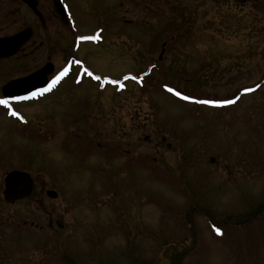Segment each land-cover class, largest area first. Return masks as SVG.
<instances>
[{
  "label": "rangeland",
  "instance_id": "374dc122",
  "mask_svg": "<svg viewBox=\"0 0 264 264\" xmlns=\"http://www.w3.org/2000/svg\"><path fill=\"white\" fill-rule=\"evenodd\" d=\"M67 2L77 34L105 30L103 44L78 52L104 80L66 81L62 93L21 106L34 123L25 134L0 111V264H264V0ZM10 5L7 32L24 24L35 34L0 62V93L49 60L60 67L72 45L52 0H40L45 26ZM207 99L234 103H199ZM48 122L55 140L31 142ZM87 148L103 150L102 168ZM13 169L63 186L53 207L67 213L23 220L39 212L4 201Z\"/></svg>",
  "mask_w": 264,
  "mask_h": 264
},
{
  "label": "flooded vegetation",
  "instance_id": "af4514ba",
  "mask_svg": "<svg viewBox=\"0 0 264 264\" xmlns=\"http://www.w3.org/2000/svg\"><path fill=\"white\" fill-rule=\"evenodd\" d=\"M227 1H229L231 3H234L236 5L245 4V2H237V1H234V0H227ZM52 2H53V6L57 9V11H55V12H58L57 16L58 15L60 16V17L58 16L59 20L64 22V28H65V31L67 33V37L66 38L68 39V41L70 39V35H72V45L70 47L69 52H67V55H66L64 63L60 67L56 68V66L53 65L51 62H49L50 61L49 60L44 66L39 67L38 69L33 70V71L29 72L26 75L20 76L18 78H12L11 80L6 82L2 86L1 93H0V98H8L9 96H11V94L17 95V96L27 97L26 99H23V100H10V105H0V111H4L5 113H8L9 116H11L14 120H16L20 124L18 126L14 125L12 127L11 130H12L13 134H18V133H21V132H22V134H25L26 133V129H28V127H30V125H34V123H32V121H31V119L26 115L24 110H22L21 106H26V107L30 108L31 106H36L37 103H39L41 101H44L49 96H52L54 94L62 93V91H60L59 93H58V91H59L60 87L63 85V83L66 82V81H70L71 82V86L72 85L76 86V85H79V84L82 85L83 82L88 81V80L90 82H92V83H98L101 80H104V78H102L103 76H101L98 73H95L88 66V64H87V62L85 60L86 57L81 58V57L78 56L79 50L82 47H84L85 44H92V45L98 46V45L103 44L105 42V37H101V35H103V32L105 31L104 28L99 26L97 29H94V31L91 32L90 34H88V33H79V34H77L76 31L80 30L79 29L80 27H78V25H77L76 18H74V14L72 12V9L68 6L67 0H61L63 11L57 8L55 0H52ZM8 5L17 6V8L15 10V13L16 14L20 13L19 16L22 18V20H23V16H21V12H22L23 8H26L33 15L35 20L38 23H40L42 26H45L46 23L48 22V20L50 19V17L48 15H46L44 12H42V10L40 8V0H38V4H37V9H38V12L40 13V15H36L35 13H33L31 9H29L24 3L20 2V1H16V0H0V38H8V37L14 36V35L22 32L26 28H30L32 30V37L31 38H33V36L35 34V29H34L33 26H25L24 24H21L20 27L17 30H15L14 32H12V33H8L7 32V28H8V18H7ZM80 37H96V39H84V40H81ZM30 39L19 49V51L16 54H14L12 56H9V57H2V58H0V62L12 59L15 56H17L19 53L24 52L23 50H25V45L30 41ZM163 45H165V44H163ZM161 52L162 53L164 52V47L162 48ZM162 53L159 56V60L162 59ZM77 61H79L80 63L79 64L76 63ZM49 63H51L53 65V72L48 75V81H50L55 75H57L60 71H62V69L64 67H68L69 68L68 74H66L64 77H62L61 80L50 91H48L46 93H43L41 95H38L36 97H29L28 93L33 91V90H35V88L39 87V86H36V87H28V88L26 87V89H21L22 91H19L17 93L15 92V94L12 93V92H7V94H5V92L3 90V87L7 83H9L11 81H14V80H17V79H20V78L27 77V76L31 75L32 73L42 69L43 67H45ZM156 65H157L156 63H154V65H149L147 73L151 74L152 70L154 69L153 67H156ZM85 69H87V72L84 71ZM88 73H91V75H89ZM97 76H99L101 79L97 80L96 79ZM136 79H138V77L135 74L134 75L129 74V75H126V77H125L126 81H131V80L135 81ZM112 81L109 80L108 84L109 85H115L116 83H112ZM102 82H105V81H102ZM98 87H99L98 91L99 90H103V89L100 88V86H98ZM125 90L126 89H116L115 90V94H120L121 92H123ZM238 91L244 92V86L240 87ZM238 91H236V92H238ZM13 111L17 112L19 115H12ZM21 117H22V119H21ZM45 127H47V130H45L44 132H41V130H40L41 126L38 127L37 132H35V138L33 137L34 139H32L31 142L38 141V140L39 141L43 140L44 142H50L51 140H55L56 134H57L56 133L57 132V128L54 127L53 125H51L50 122L45 124ZM30 128L32 129L33 127H30ZM31 129H30V131H31ZM7 133H8V131H7ZM32 135H34V133ZM32 135L29 136V137H32ZM67 135H70V132H67L66 136ZM73 135H74V138L76 140L82 139V136H83V139H84L83 133L82 134L80 133V135H81L80 136L78 133L74 132ZM66 136L64 137V139L66 138ZM13 137H15V136H13ZM92 142H94V141H92ZM95 143H99V142L95 141ZM112 149L114 150L113 147H112ZM86 152L88 153L89 156H92L93 158H95L94 161H95V163L98 164L97 167H100L101 166L100 159L102 157L103 150H102V152H97V151H92V149H90V148H87ZM110 154L111 153H109L108 155H110ZM136 156H137L136 154L129 155V158L127 159V164L130 163V162L132 163L133 161H136ZM114 159H116V158H114ZM101 168H102V166H101ZM96 169H100V168H96ZM13 170H11V171H13ZM16 170L23 171L25 173H28L31 176L32 183H33L32 184L31 193L27 197L19 199V200H16L15 202L6 201L4 199L3 191L5 190V187H6V176L11 172V171H9V172L6 173V175H5L4 179H3L2 196H3L4 201L7 204H9V205L20 204L21 202L33 203L34 204V206L38 209L37 211L39 213L38 214L36 213V216H34L31 219L24 218L23 220H58L57 215H59L60 213H67V212H64V211L59 212L57 210V208H55V206L53 207V205L56 203V201L59 199V197H61V194H63V191H62L63 186H61V187L58 186V184H56L57 182H54V180H52L53 176L50 177V180H52L50 182H54L55 185L52 184V186L43 187L44 186L43 185L44 181H42L41 184H40L39 180L37 179L38 175H40L39 174L40 170L37 171V172H34L31 169H29V170H27V169H16ZM93 170H94V168H92V171ZM118 170L120 171V168H118ZM42 172L45 173L44 170H42ZM49 175H50V173H49ZM50 190L56 191L58 193V195L55 196V197L51 196L50 192H49ZM113 193H116V191H113ZM76 202L72 200L70 202V204L72 206H75ZM93 204H95V203H93ZM76 207H78V206H76ZM95 207L96 206H89V207L85 206V207H81V208L91 209V208H95ZM88 213H90V212L88 211L87 214ZM87 214H85V215H87ZM83 217H77V218L81 219ZM98 218L99 217H95L94 219L95 220H99ZM87 219H88V217H87ZM33 225H34V222H32V226Z\"/></svg>",
  "mask_w": 264,
  "mask_h": 264
},
{
  "label": "water",
  "instance_id": "95a60500",
  "mask_svg": "<svg viewBox=\"0 0 264 264\" xmlns=\"http://www.w3.org/2000/svg\"><path fill=\"white\" fill-rule=\"evenodd\" d=\"M24 3L36 15H40L37 9L38 0H16ZM237 2H246L248 0H234ZM58 9L63 11L60 0H55ZM32 37V30L26 28L22 32L8 37L0 38V58L9 57L16 54L19 49ZM53 72V65L47 64L42 69L32 73L31 75L20 78L7 83L3 90L7 92L22 91L26 87H45L48 81V75ZM9 94V93H8ZM13 95V94H11ZM32 178L28 173L19 170H13L6 176V187L3 191L4 199L8 202H15L16 200L27 197L32 191ZM50 195L55 197L58 195L56 191L50 190Z\"/></svg>",
  "mask_w": 264,
  "mask_h": 264
},
{
  "label": "snow or ice",
  "instance_id": "6c2138e0",
  "mask_svg": "<svg viewBox=\"0 0 264 264\" xmlns=\"http://www.w3.org/2000/svg\"><path fill=\"white\" fill-rule=\"evenodd\" d=\"M81 40L84 39H96V37H80ZM76 63H80L79 61H77ZM85 72H87V69L84 70ZM69 72V68L68 67H64L62 69V71H60L57 75H55L50 81H47L46 87H37L35 88V90L31 91L28 93L29 97H36L38 95H41L43 93H46L48 91H50L60 80L62 77H64L66 74H68ZM89 75H91V73H88ZM97 80L101 79L99 76L96 77ZM112 83H119V81H112ZM165 87L168 89V91H174V89L169 88L167 85H165ZM259 87V86H257ZM245 92H250L253 91V89L250 88H245L244 89ZM177 96H181L182 94L180 92H176L175 93ZM27 97H23V96H17V95H11L8 98H0V105H10V100H23L26 99ZM183 99L185 100H189V99H193L192 97L189 96H183ZM199 103L205 104V105H216V106H220V105H224V104H230V103H234V101L232 100H227V99H207V100H201L199 101ZM12 115H19L17 112L13 111ZM22 119V117H21ZM215 231L219 234L221 232L220 228H215Z\"/></svg>",
  "mask_w": 264,
  "mask_h": 264
}]
</instances>
